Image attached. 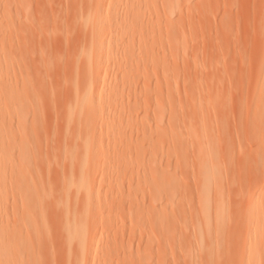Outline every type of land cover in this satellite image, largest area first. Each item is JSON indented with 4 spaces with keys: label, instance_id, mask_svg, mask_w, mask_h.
Masks as SVG:
<instances>
[{
    "label": "rangeland",
    "instance_id": "rangeland-1",
    "mask_svg": "<svg viewBox=\"0 0 264 264\" xmlns=\"http://www.w3.org/2000/svg\"><path fill=\"white\" fill-rule=\"evenodd\" d=\"M170 1L0 0V123L13 128L18 142L15 128L31 124L36 110L25 99L46 100V149L47 135H39L51 165H43V175L56 190L61 170L70 165L62 159L64 109L77 89L101 98L97 110L73 118L92 121L86 162L97 180L87 244L97 256L87 252L82 262L209 264L203 248L234 252L237 243L240 254L229 264H264V0ZM88 12L91 24L83 20ZM100 41L108 50H99ZM91 45L97 52L81 60L79 53ZM248 122L259 127L250 129ZM199 134L201 142L208 139L207 165L228 171L215 179L206 174L207 183L195 161ZM84 156L80 147L78 165ZM80 175L78 169L70 178ZM247 202L255 207L251 213ZM218 217L222 233H216ZM48 218L52 242L42 238L46 242L35 241L32 250L42 253V263L66 264L59 221ZM109 223L117 224L102 230Z\"/></svg>",
    "mask_w": 264,
    "mask_h": 264
},
{
    "label": "bare ground",
    "instance_id": "bare-ground-1",
    "mask_svg": "<svg viewBox=\"0 0 264 264\" xmlns=\"http://www.w3.org/2000/svg\"><path fill=\"white\" fill-rule=\"evenodd\" d=\"M167 1L171 2L170 0ZM89 14L90 12H88V16L83 19L86 24H91L94 20V18L89 16ZM260 24V32H262L263 37L262 44L260 42V45H262L261 52L262 60L264 61V11L261 13L260 16ZM84 33L85 36L87 34L86 41H88L91 35V28H87V31L85 30ZM99 45V50H108L107 47L109 46V44H105L104 41H100ZM96 52L97 48H95L94 45H91L90 48H87L81 53H79V57L81 60L90 57L89 59L91 60L92 55ZM89 66L90 70L95 69L93 62H90ZM93 83L94 80H91L89 83L90 88L93 86ZM74 96V103L67 104L64 109L65 115L62 120L63 131H61L63 132L61 133V136L62 138H64L63 141L65 142V151L63 152L62 159L65 163L70 162V165L69 168H66L65 170L62 169L61 174L59 173L61 177L58 178L59 180H55L58 184V186L55 188L56 190H53L51 188L49 189V187H47L44 179L45 176L43 175V171H45V169L48 170V167L46 168L44 166L43 168V165L48 164L49 166L50 163V161L49 163L45 162L46 160H49V155H46V153L43 154L41 148V144L43 142L41 138L42 134H44L45 136L47 135V138L43 137L45 138V149L46 146H48L49 142L47 141V139H49V133L47 132L48 127L45 126V124L43 123L44 113H46L44 111L47 109V105L45 107L42 105L46 104H43V102H46V100H43L42 98L38 97V100L40 99L41 101L42 99L41 105H39L40 102L37 101V98L35 97L31 99H25V103L29 104L30 106L35 105L36 110L34 112L35 115L33 116L31 124L21 123L15 128V132L20 134L18 142L14 140L13 135L15 133L13 132V128L10 127L9 124L7 125V122L4 119L0 123V130L3 136L0 137V264L45 263L44 258L43 263L41 262L43 256L42 253H40L39 251V253H37L35 252L36 250H32V243L34 244L35 241L40 242V239L42 238L48 239L47 237L49 236L50 238H52V235L54 234H52V230L49 229V225H51L50 223L52 220H50L48 217H51L55 221L56 214L58 215L57 220L59 221L58 222L56 220L58 222L57 224H60V230L58 235H60L59 238L61 240V243H59L60 241L56 243L60 244L58 245V248L59 246H61V252L63 250L62 254L64 256L62 255V257L65 258L64 260L66 264H86L85 262H82V260L85 258L87 252L92 253L91 257L96 259L97 255L93 252V249L88 251L87 246L90 233L88 226V211L92 206L91 196L93 194L94 186L97 183V180L94 179L92 176L90 164L86 162V154L89 150V142L91 141L88 127L92 121L87 120L85 123L75 122L73 121V118H80L87 115V113H92L97 110L100 105L101 98L95 97L89 93L87 94L83 91H80L79 89L75 90ZM259 105L260 104L257 103L256 107ZM201 111V105L198 104L195 107V114L198 115V113ZM41 125L47 128L45 129L44 127L45 130L38 131L42 127ZM223 125L225 126V124ZM248 125L250 129H257L259 127L256 123L253 122H248ZM226 127L228 129L227 124ZM205 130H208V127L206 125ZM40 132L43 133L39 135ZM57 136L60 138V135ZM186 137L189 144H191V129L187 130ZM205 138L206 141L202 140L201 142V136L200 134L198 135L195 153V161L197 163L196 165L198 172L201 176L205 177L203 183L208 182V177H206V174H211V178L214 179L215 175L222 176L223 174H228V171H223L224 169H218L217 166L216 169L214 167L215 165H207L209 159L207 155L208 151H206L205 145V142H208L206 135ZM80 147L85 150V156L83 162H80V164L78 165L76 151ZM45 149L44 152L46 151ZM47 149L49 150V148ZM38 153L41 154L40 158V155H38ZM42 154L45 155L48 159L42 158ZM36 157H38V161L36 162H41L42 165H37V163L35 162ZM245 160L247 161L246 158ZM253 163L258 165L262 163V159H256L255 162L253 161ZM78 169L81 172L79 178H70V175ZM34 172L38 176V182L33 180L32 175ZM253 192L249 193L247 199L248 201H252L251 197L254 194L255 198L257 199V194L259 196L261 188ZM241 195L243 196V194ZM221 204L222 206H225V203ZM246 205V212L248 213H251L255 208L254 206H252V204H249L248 202L246 203ZM50 210L56 213H53V215L55 214L54 217L48 215V213L50 214ZM49 220L50 223L48 222ZM216 220V225L218 228V231H216V233H222L224 219L222 217H218L216 218ZM262 221V232H264V219ZM116 222L122 224L121 220L120 222L118 220ZM114 224L112 223L111 225L109 223L105 227H103L102 230L110 231L114 226H116L117 223ZM208 224V222L205 223L206 229ZM53 225L52 227L55 229ZM204 239H209V233L204 236ZM47 241L49 244V239ZM45 242L41 241V244L43 245ZM235 245L236 249L234 247V252H230L232 250L228 249L225 251V248L223 249L220 246L209 244L201 250V255L209 264H229L232 261V258L234 260V258L238 257L240 254L239 247H237V243ZM55 246H57V244H55ZM52 247L53 246H51V248ZM58 248L56 249L57 252H59ZM52 249L50 250L49 245V253H51ZM44 253L45 252L43 251V254ZM46 256H48L47 253ZM55 256H57V253L55 254ZM48 259L49 258H47L46 261H48ZM59 261L63 262V259ZM47 263H49V261Z\"/></svg>",
    "mask_w": 264,
    "mask_h": 264
}]
</instances>
